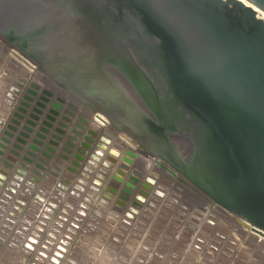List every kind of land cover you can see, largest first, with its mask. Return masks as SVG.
<instances>
[{
    "label": "rangeland",
    "instance_id": "obj_1",
    "mask_svg": "<svg viewBox=\"0 0 264 264\" xmlns=\"http://www.w3.org/2000/svg\"><path fill=\"white\" fill-rule=\"evenodd\" d=\"M32 16L41 18L40 28H13L14 24H20ZM48 27L52 25L35 12L23 17L4 16L0 20V264H264V246L256 244L247 248L246 244H242L241 247L240 230L229 223L221 229L218 224L214 226V221L212 225L204 220L205 216H216L218 213L215 205L201 192L173 181L163 170L152 164L139 161L132 155L135 152L130 153L129 148L116 136L112 134L114 137H111V133H107L97 123L93 124L94 128L88 125L92 119L90 115L86 116L83 112L73 115L82 119L80 124L83 128H79V132L73 135L76 140H81L73 146L68 144L70 138H64L57 128L63 131L59 125L60 115L69 117L72 109L66 105L67 97L55 93L47 84L58 82V79L70 84L64 66L66 53L60 46L61 42L57 41L52 47L45 46L43 38L47 39L48 32L44 28ZM40 32L42 38L38 40L37 34ZM37 42L39 45H36ZM9 48L32 63L43 62L41 72L31 76V70L22 65ZM44 91L50 92L52 96L44 95ZM40 94L49 97L47 107L51 109L53 103L58 104L56 101L59 98L65 100L64 112L61 114L58 110V118L53 123L51 121L52 127H48L47 132L41 131L37 123L32 125L28 118ZM33 111L40 113L38 109ZM73 122L69 125L73 126ZM22 133L28 137L21 136ZM19 138L26 141L23 145L28 149L35 147L28 161L23 159V152L18 157L11 155ZM34 139L41 143L37 144ZM52 143L56 145L52 146ZM62 144L67 145L66 148H62ZM67 159L69 163H66ZM129 189L132 197L124 191ZM135 195L141 200H135ZM126 197L130 198L126 201ZM136 202L141 207H136Z\"/></svg>",
    "mask_w": 264,
    "mask_h": 264
},
{
    "label": "water",
    "instance_id": "obj_2",
    "mask_svg": "<svg viewBox=\"0 0 264 264\" xmlns=\"http://www.w3.org/2000/svg\"><path fill=\"white\" fill-rule=\"evenodd\" d=\"M64 1L70 8L79 2ZM252 1L264 8V0ZM86 2L93 6L96 32L107 28L109 50L121 52L141 81L151 107H133L139 118L131 120L141 126L143 144L239 225L264 231V21L240 0ZM99 8L107 10V27ZM47 37H54L51 30ZM94 93L79 98L100 107ZM48 119L44 124L51 128L54 118ZM177 144L184 145L182 152Z\"/></svg>",
    "mask_w": 264,
    "mask_h": 264
},
{
    "label": "flooded vegetation",
    "instance_id": "obj_3",
    "mask_svg": "<svg viewBox=\"0 0 264 264\" xmlns=\"http://www.w3.org/2000/svg\"><path fill=\"white\" fill-rule=\"evenodd\" d=\"M1 1L2 0H0V2ZM8 1L4 0L3 3H0V20L4 16L18 17L19 15V17H23L31 12H35L41 16L46 23L52 25V27L44 29H46L48 33L49 30H51L54 37L49 38L46 36L47 39L44 37V43H46L45 46L49 45L52 47L57 41L61 42L60 46L64 48L66 53L64 56V66L66 74L70 79V84L65 83L63 80V82H60L59 79L56 83L62 86L63 89L67 90L72 96L78 98L87 95H89V98L92 96V93L95 92L94 95L100 97L99 105H101L102 109L104 108L106 110L105 106L109 107V110L113 113L109 112V114L118 119V123L121 127H129L130 131L139 136L138 138L144 140L146 136L140 131L141 129L139 128L141 126L139 122L131 120L138 117L132 110L134 107L139 109V111L147 112V108L150 109L151 106L147 102L144 89L140 85L141 81L137 79L136 76L133 77V74L135 73L131 67V63L128 62L118 50H113L112 48L109 50L110 42L106 38L107 10L105 8H99L97 11L101 23L106 26L104 27L106 30L103 29L104 33L102 35L96 32L97 26L94 22L95 13L92 8L93 6L91 3L86 2L89 0H79V2L71 8L68 5H66L67 7L64 5L67 3L64 0ZM115 37L118 38L116 35ZM38 43L39 42H37L36 45H39ZM135 62L141 71L146 70L143 62ZM22 63L29 65L26 61H23ZM154 70L156 76L164 83V80L161 79V75L157 74L159 73L158 70L156 68H154ZM111 71H113L117 77L121 78L130 90L125 86L126 89L123 90L124 87L121 84L123 82H117L113 74L109 73ZM108 78L113 79L115 85L111 84V81ZM155 86L159 90V84L155 82ZM100 91H103L104 93L102 96L97 94V92ZM134 96L138 102L135 100ZM101 99L104 101L102 102ZM148 114L150 115V113ZM179 132L184 133L183 131ZM166 134H168V132H166ZM170 135L171 134L167 137ZM169 140L171 141V139ZM198 191L201 192L200 190ZM201 193L210 202L215 203L209 196L203 192Z\"/></svg>",
    "mask_w": 264,
    "mask_h": 264
},
{
    "label": "bare ground",
    "instance_id": "obj_4",
    "mask_svg": "<svg viewBox=\"0 0 264 264\" xmlns=\"http://www.w3.org/2000/svg\"><path fill=\"white\" fill-rule=\"evenodd\" d=\"M241 2H243L246 6H249V7H251L255 12H256V14H257V16L259 17V18H261L263 21H264V8H262L261 6H259V5H257V4H255L252 0H240ZM42 20H41V18L40 17H36V16H32V17H30V18H28V19H26V20H24L22 23H17V24H19V25H17V24H14V26H13V28H18V26H21L22 28H28V27H30V26H32V27H35V28H40L41 26V24H42V22H41ZM40 26V27H39ZM42 38V35H41V33L39 34H37V39L38 40H40ZM49 46V45H48ZM9 50H10V52H12L13 53V55H15L16 56V58L17 59H19L21 62H23V61H26L27 63H29V65H31V66H29V65H25L24 63H22V65H24L26 68H28L29 70H31L30 72L32 73L31 74V76H34V74H38V72H41V64H44L43 62H40L39 63V61H37V62H35V63H32L31 61H29V60H27V59H25L23 56H21L19 53H17L16 51H13L12 49H10L9 48ZM48 50V49H47ZM48 55V54H47ZM34 58V57H33ZM36 58H39V56L37 57L36 56ZM35 58V59H36ZM109 73H112L113 74V76H114V78H116L115 80H117V82H120V81H122V79L121 78H119V77H117V75L113 72V71H111V72H109ZM30 77V76H29ZM41 77V76H40ZM43 77V76H42ZM44 78V77H43ZM28 81V80H27ZM29 82H30V79H29ZM28 82V83H29ZM123 83H121L122 85H123V87L125 86L126 88H128V86L124 83V81H122ZM48 85H50L51 86V88L52 89H54L53 91H55V93H59V94H61V96H63L64 98H66L67 97V102H66V105H68L69 107H71V109H72V114H71V116H69V117H65L64 116V118H66V120H63L62 118H59L60 120H59V123L61 122V126H62V134L64 135L63 137L64 138H66L67 136L70 138V139H68L69 141H68V144H70L71 146H73V144L75 143L76 144V141L78 142V141H80V140H76L74 137L75 136H73L74 135V133H76V132H79V128H81V124H80V122L82 121V119H80V117H79V119L77 118V117H74V116H77V114L79 113L80 114V112H83L82 114H85L86 116H89L90 115V119H91V121H90V124L88 123V125H91L92 126V128H94V126H93V124L94 123H97L99 126H101V128L103 127V130H107L108 132L107 133H111V137L114 135V136H116L119 140H121L120 142H122L124 145H126V147H128L129 148V150H130V153H132L131 151H134L135 153H132V155H134L139 161H142V162H144V164H146V163H149V164H152L153 166H155L156 168H158L159 170L161 169V170H163L166 174H167V176H169L173 181H175V182H180V183H182L183 185H186L188 188H190V189H192V190H194V191H196V192H198V190L196 189V187H194L190 182H188L186 179H184L181 175H179L178 173H176L173 169H170V167L161 159V158H159V157H157L148 147H146L144 144H143V141H141L140 140V138H138L139 136H137V135H135L132 131H130V129H129V127H127V128H125L124 126V128L123 127H121V125L118 123L119 121H118V119H116L115 117H113V115L111 116L110 114H109V112L110 113H112V111L111 110H109L110 108L109 107H106L105 106V108H106V110H107V112L108 113H106V112H104V108L102 109L101 108V105H100V107H95L96 105L94 104V105H91L90 104V102H88V101H86V99H84V101L83 100H81L80 98H78V97H75V96H72L67 90H65V89H63V87L62 86H60L59 84H57L55 81H53V82H48L47 83ZM120 84V85H121ZM123 88V90H125L126 88ZM129 89V88H128ZM130 90V89H129ZM128 91V90H127ZM131 92V91H130ZM129 92V93H130ZM128 93V92H127ZM131 94V93H130ZM134 95V94H133ZM24 96H26L25 94H24ZM130 96V95H129ZM27 97V96H26ZM135 97V96H134ZM135 100L138 102V100L136 99V97H135ZM22 102V101H21ZM21 102H20V104H21ZM71 103H72V105H71ZM20 106V105H19ZM16 111V110H15ZM79 111V112H78ZM1 112V111H0ZM71 111H69V113H70ZM84 112H86V113H84ZM23 114V113H22ZM88 114V115H87ZM113 114V113H112ZM5 115V114H4ZM18 115V114H17ZM74 115V116H73ZM80 116V115H79ZM82 117V116H81ZM28 118L30 119V123H32V124H35V123H37L36 125H37V127H39L40 126V122L43 120V117L42 116H40L39 114H36L33 110L31 111L30 110V113L28 114ZM58 118V117H57ZM17 120V119H16ZM74 121L72 124H73V126H70L69 124H70V122L71 121ZM80 120V121H79ZM3 121V120H2ZM5 121H6V119H5ZM12 123V122H11ZM121 123V122H120ZM14 124H16V123H14ZM71 124V125H72ZM83 124V123H82ZM87 124V123H86ZM85 124V125H86ZM6 125V124H5ZM4 125V126H5ZM17 125H19V124H17ZM9 127V126H8ZM15 127V126H14ZM25 127V126H24ZM85 127V126H84ZM83 128V127H82ZM81 128V129H82ZM100 128V129H101ZM55 129H56V127H55ZM58 129V128H57ZM6 130V129H5ZM94 130V132H96V130L95 129H93ZM92 130V131H93ZM99 130V129H98ZM66 131V132H65ZM83 131V130H82ZM44 132V131H43ZM86 132V131H85ZM3 133H4V131H3ZM2 133V134H3ZM6 134V133H5ZM82 134V133H81ZM84 134H86V133H84ZM88 134V133H87ZM86 134V135H87ZM90 134V133H89ZM113 134V135H112ZM108 135V134H107ZM2 136V135H1ZM11 136V135H10ZM22 136V135H21ZM57 136V135H56ZM81 136V135H80ZM84 136V135H83ZM113 136V137H114ZM50 137V136H49ZM5 138V137H4ZM31 138V137H30ZM80 138H82V137H80ZM8 139V138H7ZM27 139V138H26ZM32 139V138H31ZM42 139V138H41ZM49 139V138H48ZM84 139V138H83ZM103 139V138H102ZM113 139V138H112ZM4 140V139H3ZM35 140V139H34ZM104 140V139H103ZM8 141V140H7ZM42 141H44V140H42ZM10 142V141H9ZM58 142V141H57ZM65 142V141H64ZM67 142V141H66ZM65 142V143H66ZM90 142V141H89ZM30 143V142H29ZM48 143V142H47ZM46 143V144H47ZM93 143V142H92ZM100 143V142H99ZM38 144V143H37ZM40 144V143H39ZM48 144H50V143H48ZM53 144V143H52ZM67 144V143H66ZM74 144V145H75ZM108 144V143H107ZM9 145V144H8ZM56 145V144H55ZM54 144L52 145V146H55ZM61 145V144H60ZM37 146H39V145H37ZM67 146V145H66ZM66 146H65V148H66ZM70 146V147H71ZM82 146V145H81ZM98 146H100V145H98ZM177 146H180L179 144H177ZM62 147V146H61ZM90 147V146H89ZM180 147H182V149H179V150H181V152H182V150H183V147H184V145H182V146H180ZM179 147V148H180ZM1 148V147H0ZM4 148V147H3ZM75 148V147H74ZM121 148V147H120ZM6 149V148H5ZM39 149V148H38ZM55 149V148H54ZM58 149V148H57ZM69 149V148H68ZM101 149V148H100ZM56 150V149H55ZM61 150V149H60ZM72 150V149H71ZM112 150V149H111ZM121 150V149H120ZM38 151V150H37ZM62 151V150H61ZM64 151V150H63ZM75 151H77V150H75ZM74 151V152H75ZM125 151V150H124ZM12 152H14L15 153V150H12ZM24 152V151H23ZM79 152V151H78ZM102 152V151H101ZM104 152V151H103ZM102 152V153H103ZM109 152V151H108ZM61 153V152H60ZM64 153V152H63ZM69 153H70V151H69ZM93 153V152H92ZM116 153V152H115ZM43 154V153H42ZM48 154V153H47ZM49 154H51V153H49ZM57 154V153H56ZM82 154V153H81ZM63 155V154H62ZM100 155V154H99ZM102 155V154H101ZM49 156V155H48ZM60 156V155H59ZM58 157V156H57ZM63 157V156H62ZM88 157H89V155H88ZM112 157V156H111ZM45 158V157H44ZM50 158H52V155H51V157ZM59 159H60V157H58ZM66 158V157H65ZM76 158V157H75ZM87 159V158H86ZM52 160V159H51ZM69 159H67V161H66V163L68 162H70V161H68ZM79 160V159H78ZM77 160V161H78ZM108 160V159H107ZM22 161V160H21ZM57 161V160H56ZM61 161V160H60ZM134 161V160H133ZM62 162H64V160L62 161ZM76 162V161H75ZM80 162H81V160H80ZM124 162V161H123ZM88 163V162H87ZM21 164V163H20ZM81 164V163H80ZM52 165V164H51ZM63 165V164H62ZM94 165V164H93ZM56 166V165H55ZM114 166V165H113ZM141 166V165H140ZM87 167V166H86ZM116 167V166H115ZM127 167V166H126ZM145 167V166H144ZM88 168V167H87ZM131 168V167H130ZM136 168V167H135ZM53 169V168H52ZM107 169V168H106ZM128 169V168H127ZM126 169V170H127ZM2 170H4V169H2ZM59 170V169H58ZM62 170V169H61ZM109 170V169H108ZM117 170V169H116ZM139 170V169H138ZM148 170V169H147ZM112 171V170H111ZM115 171V170H114ZM113 171V172H114ZM46 172V171H45ZM105 173V172H104ZM109 173H110V171H109ZM117 172H115L114 173V175L116 174ZM43 174H44V172H43ZM46 174V173H45ZM112 174V173H111ZM143 174V173H142ZM8 175V174H7ZM127 175V174H126ZM11 176V175H10ZM31 176V175H30ZM108 176V175H107ZM62 177V176H61ZM113 176H111V178H112ZM10 178V177H9ZM14 178V177H13ZM35 178V177H34ZM99 178V177H98ZM114 178V177H113ZM22 180V179H21ZM131 180V179H130ZM13 181V180H12ZM37 181V180H36ZM77 181V180H76ZM114 181V180H113ZM134 181V180H133ZM99 182V181H98ZM118 182V181H117ZM126 182V181H125ZM124 182V183H125ZM16 183V182H15ZM22 183V182H21ZM120 183V182H119ZM33 185V184H32ZM31 185V186H32ZM116 185V184H115ZM129 186V185H128ZM10 187V186H9ZM24 187V186H23ZM27 187V186H26ZM127 187V186H126ZM130 187V186H129ZM11 188V187H10ZM9 188V189H10ZM3 189H6V188H4L3 187ZM139 189V188H138ZM137 189V190H138ZM106 190V189H105ZM105 190H103V192L105 191ZM123 190V189H122ZM25 191H26V189H25ZM28 191V190H27ZM32 191V190H31ZM125 191V190H124ZM150 191H151V189H150ZM10 192V191H9ZM24 192V191H23ZM101 192V191H100ZM128 192H130V189L128 190ZM27 193V192H26ZM30 193V192H29ZM164 193V192H163ZM9 194V193H8ZM15 194V193H14ZM13 194V195H14ZM151 194V193H150ZM200 194V193H199ZM23 195V194H22ZM112 195V194H111ZM143 195V194H142ZM146 195V194H145ZM161 195V194H160ZM27 196V195H26ZM25 196V197H26ZM127 196V195H126ZM28 197V196H27ZM30 197V196H29ZM131 197H132V195H131ZM134 197V196H133ZM150 197V196H149ZM2 199V198H1ZM28 199V198H27ZM135 199V198H134ZM148 199V198H147ZM25 200V199H24ZM136 200V199H135ZM113 201V200H112ZM131 201V200H130ZM148 201H150V200H148ZM2 202V201H1ZM5 202V201H4ZM102 202V201H101ZM135 202V201H134ZM67 203V202H66ZM113 203V202H112ZM114 203H115V201H114ZM113 203V204H114ZM127 203V202H126ZM137 203V202H136ZM150 203V202H149ZM148 203V204H149ZM157 203H158V201H157ZM5 204V203H4ZM116 204V203H115ZM168 204V203H167ZM22 205V204H21ZM118 206H119V204H117ZM130 205V204H129ZM133 205V204H132ZM164 205V204H163ZM169 205H170V203H169ZM99 206V205H98ZM111 206H112V204H111ZM126 206V205H125ZM141 206V205H140ZM147 206V205H146ZM150 206V205H149ZM154 206V205H153ZM165 206V205H164ZM100 207V206H99ZM104 207H105V205H104ZM129 207V206H128ZM133 207V206H132ZM108 208V207H107ZM136 208V207H135ZM155 208V207H154ZM157 208V207H156ZM96 209H98V208H96ZM100 209V208H99ZM161 209V208H160ZM116 210V209H115ZM125 210V209H124ZM150 210V209H149ZM173 210V209H172ZM221 210H222V214H224V215H226L228 218H230V219H232L233 218V216H232V214L231 213H227V210H225L224 208H221ZM103 211V210H102ZM110 211H112V210H110ZM145 211V210H144ZM153 211V210H152ZM150 212H151V210H150ZM215 212V211H214ZM86 213V212H85ZM97 213V212H96ZM118 213V212H117ZM123 213V212H122ZM131 213V212H130ZM134 213V212H133ZM148 213V212H147ZM93 214V213H92ZM99 214H100V212H99ZM106 214V213H105ZM110 214V213H109ZM129 214V213H128ZM95 215V214H94ZM103 215V214H102ZM218 215V214H217ZM216 215V216H217ZM98 215H96V217H97ZM101 216V215H100ZM120 216V215H119ZM127 216V215H126ZM157 216V215H156ZM160 216V215H159ZM111 217V216H110ZM131 217V216H130ZM150 217V216H149ZM75 218V217H74ZM77 218V217H76ZM79 218V217H78ZM103 218V217H102ZM96 218L94 217V220H95ZM143 219V218H142ZM127 220V219H126ZM140 220V219H139ZM145 220V219H144ZM160 220V219H159ZM158 220V221H159ZM233 220L235 221V219L233 218ZM79 221V220H78ZM83 221V220H82ZM118 221V220H117ZM136 221H138V220H136ZM48 222V221H47ZM97 222V221H96ZM101 222V221H100ZM142 222V221H141ZM147 222V221H146ZM236 222V221H235ZM237 223V222H236ZM95 224V223H94ZM97 224V223H96ZM98 224H99V222H98ZM101 224V223H100ZM99 224V225H100ZM113 224V223H112ZM111 224V225H112ZM158 224V223H157ZM209 224V223H208ZM85 225V224H84ZM137 225V224H136ZM143 225V224H142ZM213 225V224H212ZM211 225V226H212ZM106 226V225H105ZM108 226V225H107ZM120 226V225H119ZM124 226V225H123ZM214 226H215V223H214ZM231 226V225H230ZM241 226V225H240ZM249 226L251 227V228H244L243 226V228H244V230L246 231V233L247 234H253V235H255L256 237H258L261 241H264V231H262V230H260V229H252V225L251 224H249ZM81 227V226H80ZM100 227H101V225H100ZM112 227H113V225H112ZM135 227V226H134ZM141 227V226H140ZM160 227V226H159ZM205 227V226H204ZM221 227V226H220ZM224 227V226H223ZM95 228V227H94ZM103 228V227H102ZM123 228V227H122ZM125 228V227H124ZM145 228V227H144ZM169 228V227H168ZM227 228H228V226H227ZM227 228H224V229H227ZM15 229V228H14ZM111 229V228H110ZM130 229V228H129ZM133 228H131V230H132ZM146 229V228H145ZM204 229V228H203ZM217 229V228H216ZM222 229V228H221ZM64 230V229H63ZM109 230V229H108ZM113 230V229H112ZM139 230V229H138ZM149 230V229H148ZM152 230V229H151ZM168 230H170V229H168ZM214 230V229H213ZM219 230V229H218ZM258 230V231H257ZM110 231V230H109ZM160 231V230H159ZM208 232H209V230H207ZM215 231V230H214ZM222 231V230H221ZM27 232V231H26ZM68 232V231H67ZM70 232H72V231H70ZM105 232V231H104ZM103 232V233H104ZM117 232H119V231H117ZM116 232V233H117ZM121 232V231H120ZM123 232V231H122ZM126 232V231H125ZM131 232H133V231H131ZM150 232V231H149ZM207 232V233H208ZM220 232V231H219ZM218 232V233H219ZM226 232V231H225ZM105 233H107V231L105 232ZM139 233V232H138ZM199 233H200V231H199ZM202 233V232H201ZM222 233H223V231H222ZM227 233H228V231H227ZM239 233V232H238ZM69 234V233H68ZM110 234V233H109ZM140 234H142V232L140 233ZM167 234V233H166ZM88 235V234H87ZM104 235H106V234H104ZM108 235V234H107ZM106 235V236H107ZM129 235V234H128ZM132 235V234H131ZM130 235V236H131ZM137 235V234H136ZM169 235H171L170 233H169ZM199 235V234H198ZM219 235V234H218ZM119 236V235H118ZM146 236V235H145ZM203 236H205V235H203ZM113 237V236H112ZM134 237V236H133ZM141 237V236H140ZM200 237V236H199ZM222 237V236H221ZM56 238V237H55ZM126 238V237H125ZM171 238V237H170ZM127 239V238H126ZM130 239V238H129ZM142 239V238H141ZM143 239H145V238H143ZM142 239V240H143ZM156 239V238H155ZM74 240V239H73ZM107 240V239H106ZM153 240V239H152ZM161 240H163V239H161ZM172 240V239H171ZM188 240V239H187ZM205 240V239H204ZM118 241H119V239H118ZM129 241V240H128ZM180 241V240H179ZM5 242V241H4ZM64 242H65V239H64ZM64 242H63V244H64ZM79 242V241H78ZM121 242V241H120ZM182 242V241H181ZM191 242H193V241H191ZM195 242V241H194ZM124 243V242H123ZM122 243V244H123ZM131 243V242H130ZM154 243V242H153ZM152 243V244H153ZM164 243V242H163ZM111 244V243H110ZM116 244V243H115ZM152 244H150V247H151V245ZM176 244V243H175ZM192 245V244H191ZM64 246V245H63ZM109 246V245H108ZM123 246V245H122ZM141 246V245H140ZM149 246V245H148ZM164 246V245H163ZM167 246V245H166ZM175 246V245H174ZM179 246H181V245H179ZM178 246V247H179ZM190 246V245H189ZM193 246V245H192ZM197 246H199V245H197ZM34 247V246H33ZM110 247V246H109ZM114 247V246H113ZM158 247V246H157ZM260 247V246H259ZM71 248V247H70ZM116 248V247H115ZM162 248V247H161ZM189 248V247H188ZM196 248V247H195ZM126 249V248H125ZM128 249V248H127ZM180 249V248H179ZM192 249V248H191ZM119 250V249H118ZM117 250V251H118ZM130 250V249H129ZM141 250H143V249H141ZM145 250V249H144ZM154 250V249H153ZM155 250H156V248H155ZM165 250V249H164ZM196 250V249H195ZM199 250V249H198ZM216 250V249H215ZM251 250V249H250ZM255 250V249H254ZM150 251V250H149ZM238 251H241V250H238ZM100 252V251H99ZM126 252V251H125ZM159 252V251H158ZM163 252V251H162ZM195 252V251H194ZM242 252V251H241ZM245 252V251H244ZM76 253V252H75ZM80 253V252H79ZM91 253V252H90ZM89 253V254H90ZM116 253V252H115ZM128 253V252H127ZM147 253V252H146ZM153 253V252H152ZM160 253V252H159ZM199 253V252H198ZM197 253V254H198ZM100 254V253H99ZM108 254V253H107ZM120 254V253H119ZM122 254V253H121ZM130 254V253H129ZM241 254H243V253H240V255ZM79 255V254H78ZM100 255H102V254H100ZM127 255V254H126ZM145 255V254H144ZM147 255V254H146ZM154 255V254H153ZM161 255H162V253H161ZM167 255V254H166ZM169 255H170V253H169ZM180 255V254H179ZM201 255V254H200ZM46 256V255H45ZM117 256V254L115 255V257ZM119 256V255H118ZM197 256V255H196ZM100 257V256H99ZM103 257V256H102ZM129 257H131V255L129 256ZM144 257V256H143ZM180 257V256H179ZM203 257V256H202ZM111 258H112V256H111ZM151 258V257H150ZM187 258V257H186ZM33 259H34V257H33ZM98 259V258H97ZM152 259V258H151ZM180 259V258H179ZM193 259V258H192ZM197 259V258H196ZM203 259H206V258H204L203 257ZM103 260H104V258H103ZM118 260H119V257H118ZM117 260V261H118ZM122 260V259H121ZM131 260V259H130ZM141 260V259H140ZM149 260V259H148ZM174 260V259H173ZM182 260V259H181ZM242 260V259H241ZM50 261V260H49ZM96 261V260H95ZM129 261V260H128ZM137 261V260H136ZM152 261H155V260H152ZM164 261V260H163ZM186 261H187V259H186ZM203 261V260H202ZM120 262V261H119ZM139 262V261H138ZM149 262H151V261H149ZM199 262H200V259H199ZM256 262V261H255ZM104 263V262H103ZM157 263H159V262H157ZM156 263V264H157ZM160 263H162V261L160 262ZM164 263V262H163ZM204 263V262H203ZM206 263V262H205ZM242 263V262H241ZM102 264V263H101ZM115 264V263H114ZM124 264V263H123ZM201 264H202V262H201ZM246 264V263H245ZM255 264V263H254Z\"/></svg>",
    "mask_w": 264,
    "mask_h": 264
},
{
    "label": "built area",
    "instance_id": "obj_5",
    "mask_svg": "<svg viewBox=\"0 0 264 264\" xmlns=\"http://www.w3.org/2000/svg\"><path fill=\"white\" fill-rule=\"evenodd\" d=\"M44 95H45V93H44ZM47 95V94H46ZM52 96V95H51ZM43 97V94H40L39 95V97L37 98V100L35 101V106L33 105V110H35L36 108H38L39 110H41V113L39 114L40 116H42L43 117V120L40 122V126L38 127L41 131H43L42 129H48V127L44 124V122L45 121H50L49 119H48V116H52L53 118H54V121H52V123L53 122H55L56 120H57V118H56V115H54V114H52L51 113V110H55L56 112H57V114H58V110L59 109H57V108H55L53 105H52V107H53V109H51V108H48L47 107V105L49 104V102H50V99H49V97H44V98H48L49 99V102H44L41 98ZM27 99V98H26ZM30 101V100H29ZM38 102H41V103H44L45 105H46V107H47V109H46V107L45 108H42V107H39V106H37V103ZM56 102H58V104L60 105V106H62V109L60 110L61 111V114H62V112H64L63 111V103L65 104V100H63V99H61V98H59ZM71 105H72V103H71ZM30 105H28V107H29ZM69 107V106H68ZM60 118H62L63 120H66V118H64V116H61L60 115ZM59 125L61 126V122L59 123ZM58 133H62V131H60V129L58 128ZM19 139H22V140H24L23 138H19ZM50 141L52 140V139H49ZM48 140V141H49ZM19 141V140H18ZM24 142L25 143H23V142H21V141H19V143L18 144H16V145H18V146H20L21 147V149H19V148H17V147H15L14 148V150H15V153L14 152H12L11 153V155H13V157H18V155H19V153H21V152H23L24 151V149L26 148L27 150L26 151H24L23 152V159L25 160V161H28L27 159H30L29 157H30V155H33V153H34V151H35V147L34 146H31L29 149H28V147L27 146H25V145H23V144H26V141L24 140ZM35 142L36 143H41V141H39L38 139H36L35 140ZM63 142V141H62ZM63 145V144H62ZM63 147H65L64 145L62 146V148ZM20 151V152H19ZM26 152V153H25ZM26 155H28V156H26ZM127 194H132V191H130L129 193H127ZM130 197H126L125 198V200L127 201L128 199H129ZM134 198H136L137 200H141L139 197H138V195H135V197ZM214 205H215V207H216V210H217V213L220 215V216H218V217H216V216H213V215H210V216H208L207 215V217L205 216V218H204V220H206V221H208V223H210V224H213V221L215 222V224H218L219 226H221V228H222V226L224 225V224H230V225H232V227L233 228H235V229H237V230H240L241 231V236H242V243H241V247H243V245L242 244H246L247 246V248L248 247H254V245H262V246H264V241H261L258 237H256L255 235H253V234H247L246 233V231L244 230V228L242 227V226H240L238 223H236L234 220H233V218L232 219H230V218H228L226 215H224V214H222V210H221V208L222 207H220V206H218L217 204H215V203H213ZM134 205L136 206V207H141L140 205V203H134ZM227 213H230V212H228L227 211ZM208 219V220H207ZM251 228V227H250ZM252 229H254V227L252 226ZM241 239V238H240ZM238 242V241H237ZM239 243V242H238ZM234 244H236V242L234 243ZM245 248V247H244Z\"/></svg>",
    "mask_w": 264,
    "mask_h": 264
}]
</instances>
